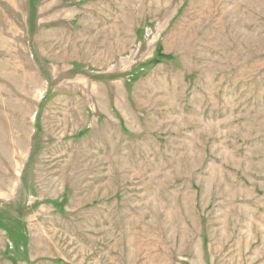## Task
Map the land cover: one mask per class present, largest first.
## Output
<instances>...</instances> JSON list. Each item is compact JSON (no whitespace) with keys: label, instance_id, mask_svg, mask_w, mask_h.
Masks as SVG:
<instances>
[{"label":"rangeland","instance_id":"374dc122","mask_svg":"<svg viewBox=\"0 0 264 264\" xmlns=\"http://www.w3.org/2000/svg\"><path fill=\"white\" fill-rule=\"evenodd\" d=\"M0 264H264V0H0Z\"/></svg>","mask_w":264,"mask_h":264}]
</instances>
